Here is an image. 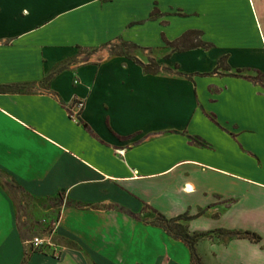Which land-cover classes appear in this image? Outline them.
Masks as SVG:
<instances>
[{"label":"crops","instance_id":"1","mask_svg":"<svg viewBox=\"0 0 264 264\" xmlns=\"http://www.w3.org/2000/svg\"><path fill=\"white\" fill-rule=\"evenodd\" d=\"M249 5L244 16L238 0H0V86L31 84L0 92V264L26 258L32 198L58 202L71 247L27 264H100L96 251L111 264H193L149 212L196 216L191 233L254 232L260 242L211 238L197 251L204 264H264V0ZM191 30L213 47L167 44ZM122 42L161 72L112 54Z\"/></svg>","mask_w":264,"mask_h":264},{"label":"trees","instance_id":"2","mask_svg":"<svg viewBox=\"0 0 264 264\" xmlns=\"http://www.w3.org/2000/svg\"><path fill=\"white\" fill-rule=\"evenodd\" d=\"M158 15H159V11L155 10L153 11L151 17L156 18L158 17ZM202 37H203V32L197 30H191L186 32L183 36H181L179 39L173 42L167 41V44L170 47H172L174 51H180V52L191 49H198V48H203V49L212 48L213 44L204 41ZM134 48H137V46L126 42H122L119 45H112L111 53L115 55L116 54L125 55L130 59H133L136 63L141 65L144 71L148 74H158L159 72H161L162 68L155 59H150L148 63H144L138 58L133 57L131 55V51ZM225 61L226 58H223L219 67L213 73H218L219 68L224 66ZM63 70L64 69H58L53 73H51L46 78L44 83L49 82L55 76V74ZM30 86H31L30 83H26L23 85L0 86V92L23 93V92H27L28 87ZM195 217L196 216H190L188 214H184L176 218L169 219L166 216L157 213V217L154 220L153 224L163 228L167 232V234L173 237L174 239L184 242L191 250V257L193 264H204L200 255L198 254L197 245L200 242V240L202 238H206L208 234L191 233L186 224V222L194 219ZM219 233L223 236H226V238L249 239L254 242H260L262 240V237L260 235L250 231L241 232V231L219 230ZM30 257L31 255L29 253H26V258L23 264H27Z\"/></svg>","mask_w":264,"mask_h":264},{"label":"rangeland","instance_id":"3","mask_svg":"<svg viewBox=\"0 0 264 264\" xmlns=\"http://www.w3.org/2000/svg\"><path fill=\"white\" fill-rule=\"evenodd\" d=\"M239 4V12L241 15L249 16L251 13L249 0H238ZM104 52V51H102ZM133 54L137 53L138 55L146 60L148 57L150 58L152 53L141 50L132 51ZM71 53V50L67 52V54ZM105 53V52H104ZM61 57L60 54H54V58L57 59ZM83 59V58H82ZM148 60V59H147ZM146 60V61H147ZM150 60V59H149ZM39 69L36 71L35 75H30V77H37L39 74ZM79 79L76 78L74 81ZM78 85V84H75ZM73 103H71L68 108L72 106ZM54 207V208H53ZM26 208L28 209V215L26 219L23 221V227L25 228V232L28 233L30 241L26 242V252L29 253L31 256L33 254L39 253L43 256L48 257H55V258H62L63 255L68 251V248L71 247V241L63 238L59 234V223L57 221L59 206L58 202H51L47 199H37L32 198L29 199V201H26ZM157 215L155 213L149 212L148 216H146V220H150L151 218H156ZM208 236L206 238H202L200 241L205 239H218V240H225L228 239L226 236H223L219 233V231H213V233H207ZM36 238H40L44 240V244H41L40 246L34 245L32 241H34ZM84 243L87 241L83 239ZM86 241V242H85ZM96 253V254H95ZM94 254L99 260L100 264H111L112 262L108 260L106 257H104L101 252L96 251ZM146 262L145 264H147ZM65 264H85V261L82 259V257H79L77 255H71L69 256V259L66 261ZM156 264V263H154ZM169 264V263H165Z\"/></svg>","mask_w":264,"mask_h":264},{"label":"built area","instance_id":"4","mask_svg":"<svg viewBox=\"0 0 264 264\" xmlns=\"http://www.w3.org/2000/svg\"><path fill=\"white\" fill-rule=\"evenodd\" d=\"M79 81L76 80L75 84H78ZM72 106L68 108L70 117L74 120L80 123L81 121V115L85 108V101L82 99H75L72 102ZM34 245L40 246L41 244H44V240L40 238H36L34 241H32Z\"/></svg>","mask_w":264,"mask_h":264}]
</instances>
